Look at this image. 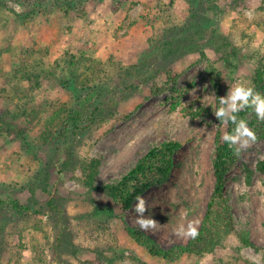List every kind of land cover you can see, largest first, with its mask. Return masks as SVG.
I'll list each match as a JSON object with an SVG mask.
<instances>
[{
	"label": "rangeland",
	"instance_id": "374dc122",
	"mask_svg": "<svg viewBox=\"0 0 264 264\" xmlns=\"http://www.w3.org/2000/svg\"><path fill=\"white\" fill-rule=\"evenodd\" d=\"M200 2L0 0V264H264V121L253 109L245 120L256 139L237 154L226 193L237 230L248 231L254 245L233 233L212 253L168 260L129 235V229H140L170 249L191 239L176 234L181 224H202L215 185L219 129L210 67L222 76L221 97L237 82L256 91L260 86L264 0ZM198 11L200 24L189 27V20L200 19ZM165 41L175 49L163 65L178 74L177 81L161 93L146 86L122 100L116 75L105 94L114 96L115 105L75 142L74 167L60 176L52 168L59 140L49 138L48 113L60 103L81 109L100 96L95 83L77 82L79 71H71V64L83 60L82 71L91 61L131 66ZM217 48L234 56V71ZM158 80L164 84L167 76ZM171 140L182 145L169 175L142 196L143 215L156 221L155 228L137 223V201L123 211L107 193L81 181L80 158H98L101 187ZM12 200L31 211L15 209Z\"/></svg>",
	"mask_w": 264,
	"mask_h": 264
},
{
	"label": "trees",
	"instance_id": "16d2710c",
	"mask_svg": "<svg viewBox=\"0 0 264 264\" xmlns=\"http://www.w3.org/2000/svg\"><path fill=\"white\" fill-rule=\"evenodd\" d=\"M199 1H201V4L204 2V0ZM197 15L200 19L196 22L189 20V27H195V25L200 24L202 18L200 11L197 12ZM171 32L172 30L169 29L166 35H169ZM169 45H172L171 42L165 41L164 47L161 48L162 45L157 47L156 53L151 54L150 58L131 66H124L121 62L115 60L110 65H106L103 62L94 63L91 61L82 71L83 60L79 59V61L71 64V71H75V73L79 71L77 82L83 85L85 82L90 84L95 83L94 85L100 90V96H98L99 101L97 103L91 102L87 107L81 109L70 108L68 104L60 103L48 113L45 124L47 130H49V138L53 137L59 140L58 152L56 158H53L52 161L53 170L57 171L60 176H63L65 172L73 169L76 159V153L74 152L75 142L80 140V137L86 130H89L98 122L108 117V113L115 105L116 99H114V96L105 97V94L109 84L114 83L116 75L119 77V81L116 83L115 88L121 95L122 100H125L124 96L129 97L130 93L142 92L146 86H149L155 94L161 93L170 83L177 81L178 74L174 73L168 64L163 65L165 59L174 53L175 46ZM217 51L222 53L221 56L226 65L234 71L236 68L234 56L229 52H221L218 48ZM263 67L264 64H261L257 70L256 79V84H260L257 92L261 94H264ZM26 70L24 69L22 72ZM160 75L167 76V80H165L166 84L158 82ZM209 75L211 85L217 93V107H219V100L223 91L222 76L215 67H210ZM251 110V108L244 109L238 113V118L245 119L247 113ZM217 121L219 129L216 135V146L213 154L215 185L202 224L198 229L199 235L195 239L191 238L185 245L180 244L170 249H162L144 231L129 229L131 238L141 247L148 249L155 257L171 260L189 255L203 256L206 253L216 251L223 245L226 238L233 233L238 236L243 244L247 246L254 245L248 231L237 230L234 213L226 193V180L235 166L237 154L233 147L230 148L223 141L222 136L224 133H231L235 125L231 121L219 120L218 118ZM52 127L55 128L54 131H52ZM181 145V142L171 140L160 146L151 148L119 181L101 187L96 182L100 163L98 158H80L78 160L79 167L84 174L81 181L91 190L99 189L107 193L120 205L123 211L129 210L134 206L138 196L142 197L157 181L169 175L172 168L171 158ZM3 204H5V201L0 199V207ZM12 205L15 209L26 213L32 209L30 205L20 204L16 200H12Z\"/></svg>",
	"mask_w": 264,
	"mask_h": 264
},
{
	"label": "clouds",
	"instance_id": "9594fccd",
	"mask_svg": "<svg viewBox=\"0 0 264 264\" xmlns=\"http://www.w3.org/2000/svg\"><path fill=\"white\" fill-rule=\"evenodd\" d=\"M245 15L250 19L252 17L251 12H245ZM246 108L253 109L257 118L264 121V94L257 92L253 86L246 82H237L225 96L220 97L219 107L215 110V115L219 120L231 121L235 125L231 133L223 134L222 139L230 148L238 145L234 148L236 154L249 147L250 142L256 139L255 133L248 127L247 121L238 118V113ZM146 209L144 199L138 196L135 205V211L138 214L137 223L143 229L155 228L156 221L143 215ZM198 224L199 220L189 222L187 227L181 224L175 229V232L179 236L195 239L199 235Z\"/></svg>",
	"mask_w": 264,
	"mask_h": 264
}]
</instances>
